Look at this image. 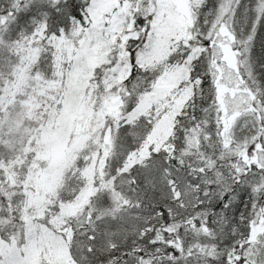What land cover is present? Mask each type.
Returning a JSON list of instances; mask_svg holds the SVG:
<instances>
[{
    "label": "snow or ice",
    "instance_id": "obj_1",
    "mask_svg": "<svg viewBox=\"0 0 264 264\" xmlns=\"http://www.w3.org/2000/svg\"><path fill=\"white\" fill-rule=\"evenodd\" d=\"M0 264H264V0H0Z\"/></svg>",
    "mask_w": 264,
    "mask_h": 264
}]
</instances>
